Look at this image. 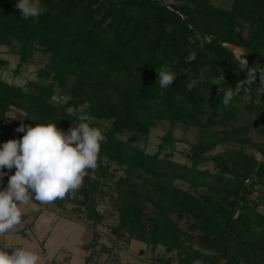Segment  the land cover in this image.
I'll return each instance as SVG.
<instances>
[{
  "label": "trees",
  "instance_id": "16d2710c",
  "mask_svg": "<svg viewBox=\"0 0 264 264\" xmlns=\"http://www.w3.org/2000/svg\"><path fill=\"white\" fill-rule=\"evenodd\" d=\"M17 2L0 0V47L19 56V67L37 51L50 62L25 86L0 78V147L22 139L21 124L55 123L67 132L88 123L102 132L97 168L87 170L82 187L45 204L95 231L87 253L99 246L97 228L105 225L113 241L136 240L152 253L163 247L154 264H264V160L244 149L264 156V93L253 88L264 86V0H39L41 15L28 20ZM5 64L0 59V68ZM162 66L177 74L163 90ZM201 74L204 83L188 92ZM228 89L234 98L225 107ZM246 96L262 143H251L247 126L236 125ZM162 121L170 128L149 153ZM177 125L199 131L190 165L174 159ZM227 143L241 147L210 154ZM208 162L214 171L201 168ZM2 171L8 183L15 168Z\"/></svg>",
  "mask_w": 264,
  "mask_h": 264
},
{
  "label": "clouds",
  "instance_id": "9594fccd",
  "mask_svg": "<svg viewBox=\"0 0 264 264\" xmlns=\"http://www.w3.org/2000/svg\"><path fill=\"white\" fill-rule=\"evenodd\" d=\"M23 19L38 18L42 13L39 0H18L15 5ZM244 68L247 60H241ZM243 68V69H244ZM160 89H167L177 79V74L162 66L156 68ZM255 69L247 73V83L255 79ZM261 73V72H260ZM264 83V74H260ZM204 83L203 75L194 78L186 85L187 91L198 88ZM220 79L211 80L219 90ZM163 92H161V95ZM210 95V92H208ZM234 98L232 89L224 92L222 103L228 107ZM180 99L179 96L176 97ZM67 132L57 128L55 123L36 124L25 128L23 124L16 129L24 133L22 139L9 140L0 147V177L7 168H15L8 180L7 188L0 190V236L19 226L22 216L28 214V207L36 211L33 201L50 204L74 196L82 187L87 170L97 168L101 143L106 140L102 132L90 127L88 123H79ZM55 222L54 215H42L34 227L37 231L47 228ZM0 248V264H38L39 256L22 248H12L9 254Z\"/></svg>",
  "mask_w": 264,
  "mask_h": 264
},
{
  "label": "rangeland",
  "instance_id": "374dc122",
  "mask_svg": "<svg viewBox=\"0 0 264 264\" xmlns=\"http://www.w3.org/2000/svg\"><path fill=\"white\" fill-rule=\"evenodd\" d=\"M213 2L217 5L226 4L229 6L232 0H213ZM240 52L239 49L236 50L237 54ZM0 59L6 62L5 66L0 68V78L17 86H25L30 81H37L38 71L50 62L49 56L37 51L29 64L19 67V56L10 54L6 47H0ZM18 68L20 71L16 72ZM253 88L260 94L264 93V86L254 84ZM56 100H58V97H56ZM249 103L250 97L246 96L244 101L239 104L240 113L236 125L247 126L246 136L251 143H262L263 136L258 133L255 127L261 122L257 113L251 114L249 112L247 108ZM169 128L170 124L162 121L152 130L147 146L149 153L157 151L161 138L168 132ZM173 132L177 139L174 147V159L182 164L190 165L187 155L192 145L198 141L199 131L195 128H185L183 125H177L174 127ZM240 147L239 143H227L218 146L210 154L213 155L228 148L236 149ZM244 149L249 154H253L258 160H264V156L255 148L246 146ZM201 168L214 171V165L211 162L202 165ZM7 185L8 183L0 177V190L6 189ZM35 206L36 211H32L31 207H28V214L22 216L23 222L19 226L0 236V248L11 247L5 249L9 254L12 253V248L30 250L39 256L38 264H85L88 255L90 256L88 264H154L152 259L159 254L162 255L164 251L163 247H159L156 253H152L146 244L136 240L131 243L113 241L107 226L104 225L97 228L100 234L99 246L96 250L87 253L83 246L92 241L95 231L89 228L86 222L73 221L64 216L62 217L59 211L48 209L45 204L43 207L37 204ZM262 211L264 212V208ZM42 215H54L55 222L50 227L37 231L34 225ZM105 224H111V221L105 222ZM102 245L113 248V250L101 253L99 250Z\"/></svg>",
  "mask_w": 264,
  "mask_h": 264
}]
</instances>
